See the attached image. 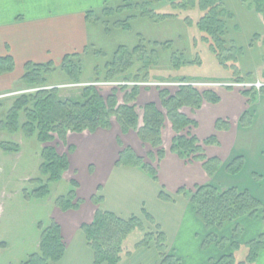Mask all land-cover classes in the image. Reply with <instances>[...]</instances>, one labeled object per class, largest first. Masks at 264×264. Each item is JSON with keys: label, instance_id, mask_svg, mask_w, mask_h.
<instances>
[{"label": "rangeland", "instance_id": "1", "mask_svg": "<svg viewBox=\"0 0 264 264\" xmlns=\"http://www.w3.org/2000/svg\"><path fill=\"white\" fill-rule=\"evenodd\" d=\"M176 1L139 0V5L131 4L130 7L118 8L123 1L110 0L104 6L95 9L94 16L87 26L88 54L81 57L80 81L71 82L59 65H56L55 69L45 76L47 80L45 88L55 87L61 99L72 100H82V92L87 85H94L103 97L115 89L118 102L121 103L124 90L115 88L120 87L119 85L102 81L94 82L96 77L94 68L98 66L103 69L104 64L112 58L120 46L132 48L137 44H143L150 48L154 47V42L159 43L155 46L159 58L156 65L148 68V77L151 82L179 81L177 78L212 82L234 81L232 74L234 67H231V64L239 68L240 49L238 48L239 52L234 54L233 61H224L226 66H222L217 55L203 41V33L198 28L197 22L203 12L198 6L188 9L186 6L171 4ZM229 1L230 8L236 11L240 21L236 25L237 34L241 33L243 37L256 35L255 41H252L255 46H252L250 50V62L254 60L251 64H256L255 66L260 68L258 71L262 70L264 69V22L260 27H252V21L248 15L250 10H256L264 17V0ZM240 3L244 5L241 6ZM152 11L156 14L169 13L173 16L160 18L158 15H153ZM227 18L226 11V21ZM241 24L243 27L240 26ZM229 37L231 38L232 35ZM174 57L178 59L174 60L176 63L182 60L188 62L174 66L172 63ZM140 68V63L136 62L128 73V77H132ZM251 74L244 75L246 79L244 81L264 80V76L259 73ZM126 87L131 89V86ZM162 88H168L171 93L177 89L174 86H139L135 104L140 125L144 104L155 100L157 106L162 109L158 97V91ZM36 89L35 86L21 82L12 91L0 93V264H21L37 253L40 234L52 221L59 225L66 240L69 241L62 258L53 264H92L93 251L85 242L86 237L80 229V224L90 222L98 208L112 211L122 218L136 215L142 220L146 231L155 232V225L144 217V211H146L165 233L167 244L172 242L178 249L180 238L177 234L185 222L183 212L187 194L177 193V191L179 187L193 190L195 186L191 187L193 184L208 183L205 181L207 173L202 168L201 162L195 161L193 167H186L181 171L176 166L177 162L173 161L177 159L176 154H173L157 167V158L153 160L147 154L152 147L147 143L143 144L134 131L121 133L113 117L112 126L108 130L96 129L94 132L67 130L64 138H59L55 134L53 139L45 142L37 138V132L27 135L22 129L21 125L25 122L23 114L19 117L17 130L12 131V128L4 126L2 123L6 122V115L14 99L22 93L34 92ZM199 90L202 91L205 88H199ZM214 90L222 100L218 105L206 104L193 113L187 107L183 110L190 118L198 122V128L192 131L197 138L203 140L211 135L219 136L223 144L222 148L216 146L207 148L206 156L227 158L228 153L224 152V145L227 146L230 136L226 132L217 134L215 121L227 119L231 125L237 124V113H234L233 105L240 102L242 106L245 98L240 94L243 89L214 87ZM255 93L251 101L254 105L251 113L255 117V122H259L257 123L259 128L264 129V92L255 90ZM166 125L169 128L165 133L166 129L162 130V146L171 153V137L174 132L168 121ZM247 127L249 126L243 128ZM256 127L255 123L252 133L259 129ZM118 138L122 142L121 146L118 144ZM4 142L16 144L18 150L4 151L2 147ZM44 147H53L58 154L67 155L69 168L62 173V178L58 181H50L47 174L40 171V164L43 161L41 152ZM122 147H130L142 157L143 162L157 168V179L140 166H133L124 161L118 162ZM237 154L242 155V152ZM244 155L246 159L243 157V164L236 173L228 172L223 167L215 175L214 181L210 182L222 189L233 186L246 188L264 204V153L259 155L246 151ZM232 157L234 155L230 154L226 160L229 161ZM235 166L237 163L233 167ZM73 179L78 183L76 188L71 184ZM43 185H46L48 189V192L44 194L39 191ZM71 189H75L80 204L76 209H62L56 200L61 196L65 197ZM160 190L173 196L174 199H161L158 196ZM93 195L101 196V202L95 203L91 199ZM195 229L197 230L196 226ZM143 235L144 230L138 227L130 231L122 243L123 253L118 264L157 263L160 255L153 240L148 247L136 248V243L142 239ZM223 245L224 248L221 249L216 242L205 241L204 250L207 252L216 249L220 253L231 251L230 246L226 248V243ZM166 252L172 254L168 249ZM246 254L247 248L244 245L238 251H234L233 256L239 261L244 259ZM201 262L196 254L194 256L190 254L186 257L184 264H200ZM180 264H182L181 261Z\"/></svg>", "mask_w": 264, "mask_h": 264}, {"label": "trees", "instance_id": "2", "mask_svg": "<svg viewBox=\"0 0 264 264\" xmlns=\"http://www.w3.org/2000/svg\"><path fill=\"white\" fill-rule=\"evenodd\" d=\"M122 1L123 3L118 8L130 7L131 4L139 5V0ZM171 4L186 6L188 9L198 6L203 12L197 22L199 30L203 33V41L217 55L222 66H226L224 61H233L234 54L237 51L239 52V49L229 37L226 10L222 3L218 0H177ZM105 8L107 9V7ZM152 13L160 18L173 16L169 13L156 14L155 11H152ZM86 15L87 20L90 22L94 16V11H88ZM158 45L159 43L154 42V47L150 48L143 44H137L132 48L118 47L112 58L104 64L103 69L98 66L94 68L96 75L94 82L148 81V68L151 65H156L159 58L158 51L155 48ZM87 54L88 46L83 53L67 54L62 58L59 67L70 78L71 82L80 81L79 77L82 72L81 57ZM174 60H176L175 57L172 60L174 66L188 62L182 60L176 63ZM136 62L140 63L141 68L132 77H128V73ZM232 66L234 67L232 70L234 80H244V77L240 75L238 66L231 64ZM55 67L52 62H27L25 64L20 81L35 86L37 89L34 92L22 93L14 99L6 115V122L2 123L4 126L12 128V131L17 130L19 128V117L23 114L25 122L21 125L22 129L27 135L37 132V138L45 142L53 139L55 134L59 138H64L67 130L73 132H94L96 129L108 130L112 126L113 117L121 133L126 134L129 131H134L143 144L147 143L152 147V150L147 154L153 160L157 158L158 167L165 155V149L162 146V130L166 127V121H168L174 132L170 151L185 163L191 164L200 161L202 168L209 176L216 173L219 168L225 167L228 172L232 173H236L241 168L243 164L242 155H234L226 163H222L216 156L207 157L204 146L218 143L216 136L211 135L203 140L198 139L192 132V129L197 125L196 121L183 112L184 107L194 111L201 108L205 102H219V96L215 91L211 89L200 91L190 85H181L174 93L166 88L160 89L158 97L162 109L153 101L144 104L140 125L135 104L139 87L133 86L131 89L123 85L115 87L124 90L121 103L118 102L115 89L106 97H103L94 85L84 87L82 100L61 99L58 96L57 88H45L47 84L45 76L51 73ZM13 69L14 61L12 57L10 55L0 56V75L11 72ZM177 79L186 82L185 78ZM260 91L264 92V87ZM242 94L248 97V104H250L256 93L254 90H244ZM251 121L252 113L248 108L239 117L238 124L245 127L249 126ZM215 128L216 130L228 129L229 121L217 119ZM117 141L121 146V140L118 138ZM2 147L7 152L18 150L17 145L10 142L2 143ZM41 156L43 161L40 164V171L45 175L47 174L50 181L60 180L62 173L69 168L67 155L58 154L53 147H44ZM119 161L131 163L133 166H140L147 170L154 179H157V168L143 162L142 157L137 155L130 147H122L119 151ZM236 163L237 166L233 167ZM71 184L74 188L78 187V183L74 179L71 180ZM39 191L42 194L47 193V186H41ZM179 192L187 194L196 216L208 231L203 245L205 241H213L223 249V244L226 241L219 238L217 231L221 230L226 224L233 223L229 240L231 251L222 252L217 259H209L208 264L256 263L258 252L262 249L264 243L262 236L247 243L248 252L244 259L236 260L233 253L239 246L238 241L242 232L237 221L242 217H255L257 215L264 218V204L257 197L252 195L246 188L233 186L222 189L212 182L195 185L193 190L180 187L177 193ZM158 196L164 200L174 199L173 196L163 190L158 192ZM91 199L95 203H99L102 197L93 195ZM56 203L62 209H76L80 204V200L76 196L75 189H71L65 197H59ZM144 217L155 225V232L146 231L142 220L136 215L122 218L112 211L98 208L90 222L80 225V229L85 234L86 243L93 251V264H118L121 253H123L122 243L135 227L144 230V235L136 243V248L148 247L153 240L160 255L158 264H180V260L175 255L166 252L168 244L165 233L154 223L153 217L146 211H144ZM65 248L66 245L60 227L52 221L40 234L38 252L21 264H53L62 258ZM126 252L128 253V251Z\"/></svg>", "mask_w": 264, "mask_h": 264}, {"label": "crops", "instance_id": "3", "mask_svg": "<svg viewBox=\"0 0 264 264\" xmlns=\"http://www.w3.org/2000/svg\"><path fill=\"white\" fill-rule=\"evenodd\" d=\"M108 1L110 0H0V56L10 55L14 61V69L11 72L0 75V93L10 92L21 83L20 78L24 73V66L27 62H52L53 65L56 66L61 63L62 58L67 54L83 53L88 45L89 39L87 30L89 21L87 20L86 14L88 11H94L95 9L104 6ZM218 1L222 4L223 2L225 3L223 5L228 14V34L230 36L232 35V41L240 49L238 61L240 75L244 76L251 73H253L251 75H255L254 73H256V75L258 73L263 75L264 69L258 71L260 68L255 66L256 64H251L254 60L250 62V50L252 49V46H255L253 42L255 41L256 35L254 37H252L253 34L250 37H243L241 36V33L238 35L236 32V25H238L240 21L236 11H233V9L230 8L231 4H229V0ZM240 5L242 6L244 4L240 3ZM248 18L252 21V27H260L262 26V22H264V17L256 10H250ZM240 26L243 27L242 24ZM240 94L245 98L242 106L240 102L233 105V111L234 113H237V124L231 125L229 121L228 129L217 130V134L226 132V134H229L230 136L227 146L224 145V152L228 153L227 158L230 154L238 155L237 153L242 152L243 157L246 159V156L244 155L246 151H251V153L254 152L259 155L264 153V129L259 128L257 124L259 122H255V117L252 115L251 124L247 128H243L238 124V119L242 113L248 108L251 110L254 106L251 103L248 104V97L242 93ZM237 96L241 98L240 95ZM152 101L156 102L155 100ZM221 101L222 100L219 96V102H205L202 106L206 104L218 105ZM201 108L191 111V113L199 111ZM255 123L257 126L256 128L259 129L255 131V133H252V128ZM196 124V127L193 128L192 131L198 128L199 124L197 121ZM168 128L169 127L166 125L164 133ZM216 138L218 143L204 146L205 152L207 148L213 146H216L217 148L220 147V149L222 148L223 144L220 141L219 136L217 135ZM173 154L175 153H169L165 150V155L160 163L163 164V161H165L168 156H173ZM176 158L177 159H173V161L177 162L176 166L179 170L183 171L186 167H193L194 163L188 164L182 161L178 156ZM218 158L222 163L227 161V158ZM162 164L160 165V170ZM221 169L222 168L218 169V171L212 176L207 175V180L205 181H214L215 175ZM194 185L196 184H193L191 187ZM183 218L185 220L184 223L186 224L184 225L183 223V225H181L182 227L177 234V237L179 236L178 238H180L179 248H175L174 244L169 242L168 246L170 245V247H168V251L175 255L182 264H184L186 257H189L190 254H192V256L196 254L198 259L202 261L200 264H208L209 259L219 258L221 253L218 250L216 251V249L205 252L203 242L208 231L196 216L188 197L185 199ZM237 223L242 232L238 241L239 246L235 251H238L244 245L247 248L248 242L257 240L260 236H262L264 240V218L260 215L255 217H242ZM195 226L197 227V230L195 229ZM232 227L233 223L226 224L221 230L217 231V234L220 236L219 238L226 241V248L227 246H230L229 240ZM200 232L201 235H199ZM61 235L63 236L67 248L69 241L66 240L63 231H61ZM159 261L160 259L156 264H158ZM255 264H264V243L262 249L258 252Z\"/></svg>", "mask_w": 264, "mask_h": 264}, {"label": "built area", "instance_id": "4", "mask_svg": "<svg viewBox=\"0 0 264 264\" xmlns=\"http://www.w3.org/2000/svg\"><path fill=\"white\" fill-rule=\"evenodd\" d=\"M108 84H114V85H123V86H152V87H179L181 85H190L192 87L196 88H214V87H230V88H236V89H256L259 90L260 88L264 87V82L260 80L256 81H218V82H212V81H190V82H178V81H170V82H156V81H123V82H103Z\"/></svg>", "mask_w": 264, "mask_h": 264}]
</instances>
